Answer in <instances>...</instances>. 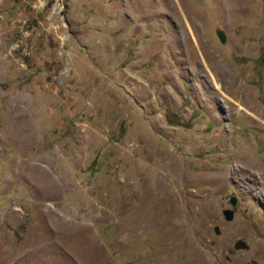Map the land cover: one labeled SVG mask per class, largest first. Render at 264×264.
I'll list each match as a JSON object with an SVG mask.
<instances>
[{
    "label": "rangeland",
    "instance_id": "374dc122",
    "mask_svg": "<svg viewBox=\"0 0 264 264\" xmlns=\"http://www.w3.org/2000/svg\"><path fill=\"white\" fill-rule=\"evenodd\" d=\"M0 264H264V0H0Z\"/></svg>",
    "mask_w": 264,
    "mask_h": 264
},
{
    "label": "water",
    "instance_id": "95a60500",
    "mask_svg": "<svg viewBox=\"0 0 264 264\" xmlns=\"http://www.w3.org/2000/svg\"><path fill=\"white\" fill-rule=\"evenodd\" d=\"M231 204H232L233 206H236V204H237V198H236V197H232V198H231ZM227 219H228V220H232V219H233V214H232V213H229ZM216 231H217V233H219V230H218V229H216ZM235 248H236L237 250H246V251L249 250V246H248L247 243H246L245 241H243V240L238 241L237 244L235 245Z\"/></svg>",
    "mask_w": 264,
    "mask_h": 264
}]
</instances>
